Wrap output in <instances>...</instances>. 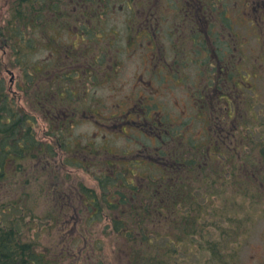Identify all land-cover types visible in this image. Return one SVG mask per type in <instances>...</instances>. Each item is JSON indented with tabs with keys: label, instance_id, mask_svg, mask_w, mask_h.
<instances>
[{
	"label": "rangeland",
	"instance_id": "obj_1",
	"mask_svg": "<svg viewBox=\"0 0 264 264\" xmlns=\"http://www.w3.org/2000/svg\"><path fill=\"white\" fill-rule=\"evenodd\" d=\"M45 1L51 0H0V80L4 81L11 90V92L9 90L11 99L13 97L17 99L19 96L20 103L30 108L29 113L33 112L35 108L32 105L29 106V99L22 91L29 86H25L27 83L23 82L22 71L15 60V51L11 47L8 49L7 46L11 39L13 27L20 26L23 30L24 24L27 22L25 13L22 11L21 15L19 12L20 8L30 13V19H38V23H40L38 32L41 41L42 38H46L47 34L54 33L56 30L61 33L62 46H68L73 41L75 43L77 35L84 34V31H93L96 36L101 34L103 37H105V32L106 37H108L109 31L113 29L119 33V39L115 41L112 49L102 46L104 40H102V45L98 46V44L90 43L91 41L85 39L89 45L84 46L86 49L92 48L94 50L92 53L80 45L76 46L79 58L73 61L72 68L82 69L84 75L83 78L75 80L79 85L89 82L88 87L92 88L91 92L93 95L95 94L94 98L100 100L98 103V101L91 99L88 101L89 106L80 107L82 112L80 118L78 117L76 120V132L81 137L99 136L98 143L100 142V146L112 151L119 158V165L117 164L112 168H106L105 164L100 161L115 158L109 156L95 158L96 161L94 162L89 160L90 168L88 170L70 167L72 177L77 185L82 182L95 189L102 197L100 193L101 183L105 181L102 173L117 169L125 176L134 179L136 186L144 187L145 194L149 198L151 197L149 192L156 188L154 183L159 182L145 180L144 177H162L166 166L161 164L142 166L139 163L140 157H136V154L140 152L137 149L141 148L142 144H150L152 141L142 137L137 131H131L129 134L122 132L120 134L122 136L115 139L111 145L109 134L112 131H117V129L111 127L105 130V128L109 127V122L112 119L103 117L101 120L104 123H102L96 120L97 116H93L95 104L100 106V110L102 109L105 115L126 116V111L133 105V100L137 98L138 94L145 98L143 100L153 96L152 104L158 107V109L156 107L155 115L162 119L158 121V125L160 121L163 122L166 130L170 132L171 142H176L175 139L178 137H181L180 140L186 137L188 141H192V144L197 146L204 145V142L208 140V143L212 141L213 149L217 147L219 153L221 150L224 152V150L229 149L231 157L234 154L231 162H234L235 165L240 156L248 153L247 151L229 148L233 147L234 139L248 140L247 135L250 133L248 130H242V128L238 132L236 131L237 122L235 118L231 120L227 117L226 104L215 96L213 89L207 88L206 82L208 81H206L207 79L204 80V70L206 68L217 70L220 63L216 60L220 56L219 53L222 52L219 47H223L224 50L231 43L234 52L230 56L235 59L232 65L240 68V73L244 76L250 75L246 86L238 90L234 104L235 110L241 113L242 120L246 125L247 123L250 124L249 122L259 125V121L254 117L258 116L259 112H261V116L264 114V12L259 8L264 0H201L204 1V16L207 17V21L204 19V32H199L200 30L191 31V25H194L196 17L191 15L181 3L173 0H104L105 3L102 0H52L55 6L51 7V11L43 9ZM142 2L144 4L150 2L148 10H146L147 13L143 16L139 14V7ZM165 4H170L167 10H165ZM190 6L193 7L192 2ZM262 7L264 8L263 5ZM137 14L139 15L136 16ZM171 20L175 21V24H172ZM150 22H152L151 25L142 26L144 23L149 24ZM226 26L231 29H226ZM148 29L150 37L142 35ZM222 31L224 32L223 35ZM206 32L209 34L206 35L208 45L204 46V33ZM214 32L218 33L213 35ZM151 36L156 37L151 40ZM135 38L137 43H135ZM131 41L134 43L129 46ZM119 47L122 51L119 50ZM206 49L214 52L210 53V56L207 52L206 55ZM183 52L186 54L184 58ZM46 53L47 50H44L41 55ZM39 56L40 54L33 56L32 60L39 58ZM118 65L123 66V69H117V72L109 79L108 71L116 69ZM164 65H168L169 70L161 72L157 78L154 72H149L148 68L150 67L161 68ZM67 69L72 70L70 66ZM229 69L234 68L231 66ZM57 71L62 73V68H58ZM222 72L226 73L227 71ZM163 74L166 75V79L162 76ZM172 74L175 76L174 80H171ZM221 75L224 77L227 74ZM221 75L218 73L217 76L220 77ZM93 77H96L94 83L90 82ZM141 78H144L142 84H140ZM151 79L159 84H149ZM97 84H101L102 87ZM20 86L23 89H20ZM77 93L79 97L80 93ZM204 93L207 98L213 96V104L209 105V126H205L208 109H205V103L203 108V103L200 102L201 100L204 101ZM124 97L127 103L120 107L125 110L123 112L116 109L115 104H120L118 100ZM135 107L136 112L144 113L143 109ZM34 112L38 116L36 126L38 137L45 140L47 137V141L53 143L55 137L48 134L53 123H50L49 118L42 115V111L36 110ZM165 112L167 117H164ZM203 117L204 119H202ZM226 117L228 123L225 121ZM260 120L264 122L262 117ZM216 131L222 134L220 140L226 144L220 142L219 145H216ZM168 132L165 133L169 134ZM209 135L212 136V139L208 137ZM106 140L107 142H105ZM249 140L255 145L256 156L260 157L261 147H264V132L256 133ZM182 146V150L176 151V158L183 160L185 168L190 169L193 154L189 147H192L193 150H197V148L185 143ZM204 146L210 147L208 144ZM142 149L145 147L142 146ZM161 151L166 150L163 148ZM155 152L158 151L155 149L150 151L152 154ZM78 153L81 152L78 151ZM101 153L99 152V154ZM159 156L166 159L164 155ZM169 157L171 160L172 156ZM203 163L204 159L202 158ZM203 166L199 165L194 170L192 177L186 180L192 181L190 182L191 185H186V188L188 190L195 189L198 194L202 193L196 188L204 192ZM130 169L135 170L134 176L130 174ZM218 171L220 173L225 172V176L228 175L225 168L221 167ZM244 171L242 172L245 175ZM137 175L138 177H136ZM254 181V189L245 185H242L240 191L236 188L233 191L227 189V195L236 198L240 207L238 210H232L231 213L227 214L219 229L207 228L211 234L208 242H204V264H217L216 261L219 257H214L215 255H225L226 261L221 264H264V182L260 177H254ZM109 186L107 183V187ZM39 190L36 187L33 191L38 194L37 196L32 193V203L29 205L33 207V210H27L41 217L52 206L48 204L50 209L48 208L47 200L44 199V195L39 196ZM74 191L76 190L74 189ZM41 193H45V191ZM236 194L237 196H235ZM11 197L16 200L19 193H15ZM2 200L4 199H0V206ZM57 204L61 205L62 203L58 201ZM42 206L44 210H42ZM79 208L80 206L74 207V214L77 216L72 215L73 212L66 216L65 226L62 224L54 226V221L48 217L35 221L31 220L30 217L25 220L13 219L11 213L3 214L1 208L0 221L3 220L7 223L8 220L13 219L14 223L15 221L18 222L21 232L28 237L27 239L47 247L49 251H52L54 257L58 254H55L53 248H61L62 252L66 253L62 264H70L69 262L73 264H115L120 254L122 264H126L130 257L129 248L127 249L124 240L119 238L115 231H112L110 225L113 223L110 220L109 211H107L108 217L103 220L89 222L87 219L88 210H79ZM56 211L58 212V210ZM202 218L204 219L202 224L205 227L210 216ZM167 223L170 222H163V226H158L157 229L161 233L169 231L170 225ZM59 230L65 233L63 242L70 243L74 234L83 233V237L77 239L75 245L68 249L67 246L64 247L59 242V235L63 234ZM71 231H75V233L73 234ZM197 237L204 239V236L203 238L199 235ZM222 238L225 245H221ZM225 238L227 239L224 240ZM191 248L192 246L189 245L190 250ZM207 250L212 257L207 254ZM213 257L214 260H212ZM190 259L193 261L195 255L194 258L191 257ZM191 260L189 262H192Z\"/></svg>",
	"mask_w": 264,
	"mask_h": 264
},
{
	"label": "trees",
	"instance_id": "obj_2",
	"mask_svg": "<svg viewBox=\"0 0 264 264\" xmlns=\"http://www.w3.org/2000/svg\"><path fill=\"white\" fill-rule=\"evenodd\" d=\"M102 2L105 3L104 0ZM53 6L55 5L52 0L45 1L43 9L51 11ZM144 6L145 4H141L139 7L140 14L143 12ZM22 11L25 13L27 22L24 24L23 30L20 26L13 27L11 39L7 46L8 49L13 48L15 51V60L22 71L23 82L27 83L25 86H29L26 90H22L29 99V106L32 105L35 108L34 111H42V115L49 118L50 123H53V125H51L48 134L55 138L52 143L49 140L47 141V137L46 140L38 137L36 130L37 114L34 111L29 113L30 108L20 103L19 96L17 99L14 97L11 99L10 89L4 81L0 80V199H4L0 206L1 212L3 214L9 212L12 214L13 219L19 220L30 217L31 220L35 221L48 217V219L54 221V226H58L66 223L64 221L69 213L73 212L72 215L77 216L74 214V207L80 206L81 209L79 208V210L87 209L89 222L103 220L107 216V211H109V217L111 216L110 220L113 223L110 225L112 231H115L119 238L124 240L125 247L129 248L130 257L127 259L126 264H204V242H208L211 234L207 228L219 229L227 214L231 213L232 210H238L240 207V203L236 198L227 195V189L233 191L236 188L240 191L242 185L252 189L255 185L254 177H260L264 182V147H261L260 157H257L255 145L249 140L256 133L264 132V122L260 120L262 117L264 121V114L261 116V112H259V115L254 117L259 121V125L249 121L250 124L247 123L246 125L242 120L241 113L235 110L234 104L236 96H238V90L246 86L250 75L244 76L240 73V68L232 65L235 60L230 56L234 52L232 44L229 43L228 48L224 50L223 47H219L222 51L219 53L220 66L217 70L206 68L204 70V80L207 79L206 81H208L207 88L213 89L215 96L217 95L216 97L226 104L227 117L231 120L235 118L237 122L236 129L242 128V130H248L250 133L247 135L249 136L248 140L243 139V142L234 141L239 145L229 148H237V151L243 150L248 153L240 156L238 163L235 165L234 162H231L234 154L231 157L229 149L224 150V152L221 150V153H219L217 147L213 149V146H211L212 141L211 143H208L209 140L204 142V145L208 144L210 146L206 148L201 144L198 146L192 144V141H188L186 137L181 140V137H178L174 143L180 146V150L183 149L182 145L184 143L197 148V150H193L192 147H189L193 154V159L190 161L192 168L182 167L173 174L165 170L162 177L145 176V180L159 182L154 183L156 188L149 192L150 198L145 194L144 187L136 186L134 179L125 176L121 171L117 169L106 171V173H102L106 182L101 183L102 190L100 193L102 197H100L95 189L86 186L84 183L79 182L77 185L70 169L74 166L75 168L88 170L90 168L88 161H92L94 156H111L106 153L112 152L103 149L96 136L81 137L76 132V120L78 117L80 118L82 112L80 107L86 108L89 106L88 101L91 99L98 101V103L100 100L94 98L95 94L93 95L88 87L89 82L82 85L78 84L75 79L83 78L84 73L82 69H73L72 63L79 58L76 51L77 45L85 48L84 45H89L88 41H91L90 43L94 42L99 46L102 45V40H104L102 46L112 49L115 41L119 39V33L113 29L109 31L110 35L108 34V37H106V32L105 37H103L101 34L96 36L93 31H84V34L77 35L75 43L73 41L68 46H62V36L57 30L54 33L47 34L46 38H42L41 41L38 32L40 29L38 19H30V13L20 8L21 15ZM71 26L75 28L73 24ZM227 28L228 30L231 29L229 26H226ZM83 29L85 30V28ZM215 33L218 32H214V35H216ZM223 33L222 31V35ZM206 35L209 34L204 33V46L208 45ZM132 43L134 41H131L129 46ZM135 43H137L136 38ZM119 49L122 51L120 47ZM202 49H205V47H202ZM44 50H47V53L42 56L41 53ZM86 50L90 53L94 51L92 48ZM207 52L210 56V53L214 51L206 49V55ZM38 54H40L39 58L32 60L33 56ZM182 55L183 58L186 56L184 52ZM239 65L241 64L239 63ZM69 66L72 70L67 69ZM231 66L234 69H229ZM60 67L62 73L57 71ZM168 67V65H164V68L168 69ZM220 69L221 71H227L221 74L227 75L224 77L217 76ZM95 78L93 77L90 81L94 83ZM97 85L102 87L101 84ZM20 89H23V87L20 86ZM77 92L80 93L81 98H79L80 95L77 96ZM140 96L138 94L137 98L133 100L134 103L130 109H134L136 105L145 109L147 126L141 123L137 125L129 124L125 131L124 126H122L123 121L121 119L115 120L118 121V124L115 125L119 129L109 134L111 145L115 139L122 136L120 135L122 132L129 134L131 131H137L142 137L152 141V143L142 144V146L150 151L155 149L160 155H169L172 158L177 156L175 154L177 152L170 147L172 142L168 138V134L165 133L168 132L166 126L163 124L158 125V121H156V119H162L155 115L158 107L152 104L153 96L145 101ZM204 101L201 100L200 102L203 103V108L205 103V109H208V114L206 111L204 113L207 114L205 126H209V105L213 104V96L207 98L204 93ZM118 103L120 104H115L116 109L126 105V98L119 99ZM99 107L98 104H95L93 110V116H97L96 120L99 122L104 123L101 120L103 117L113 120L116 118L115 116H118L116 114L105 115ZM160 113L162 112L160 111ZM167 116L165 112L164 117ZM141 117L144 116L141 115ZM227 117L226 123H228ZM150 123L152 124L151 127H149ZM145 127L152 128L151 130L157 129L161 133L157 131L146 132L143 130ZM209 130L210 128L208 132ZM168 133L170 134V132ZM216 135L217 142H220L222 134L216 131ZM208 137L211 138L212 136L209 135ZM142 146L137 149V151L141 150L143 153L139 163L142 166H148L153 161L150 160V155L146 149H142ZM163 148L166 151H161ZM82 150L84 151L82 152ZM78 151L81 153H78ZM99 152L102 153L99 154ZM114 155L113 153L112 156ZM202 158L204 159L203 164ZM114 159L113 161H103L105 167L112 168L111 163L118 161L116 158ZM199 165H204L202 167L204 169L202 178L205 184L204 192L194 187L202 194H198L195 189L188 190L186 188V185H191L190 182H192L186 180L192 177L194 170ZM221 167L226 169L228 175L225 176V172L220 173L218 171ZM134 171L130 169L132 176L135 175ZM242 171L246 174L244 175ZM107 183L110 185L109 187H107ZM67 185L68 188H66ZM36 187L40 189L39 196L44 195V199L47 200L46 205L51 204L52 206L50 209L49 205L50 210L44 212L43 216L45 217L36 216L27 210H33V207L29 204L32 203V193L38 195L33 192ZM79 190L81 193H79ZM42 191H45V193H41ZM15 193H19V197L13 200L11 196ZM58 201L62 204H57ZM41 208L44 210L43 206ZM104 213L106 214L104 215ZM209 216L210 220L206 221L204 227L202 217ZM13 219L8 220L7 223L3 220L0 221V264H62L64 262L66 253H63L61 248H53L55 254H58L54 257L52 251H49L47 247L27 239L28 237L21 232L18 222L15 221L14 223ZM163 222H170L167 223L170 225V229L165 233H161L157 229ZM59 231L63 232L62 230ZM71 233L74 234L75 231H71ZM198 235L201 238L204 236V239H198ZM82 236L83 233L74 234L70 243L63 242L65 238L63 232L59 235V242L69 249ZM195 238L197 239L194 240ZM221 242V245H223V238ZM189 245L192 246L191 250ZM58 246L60 247V245ZM207 254L212 257L209 250H207ZM194 255L195 259L192 261L190 258H194ZM214 257H219L216 261L217 264L226 261L225 255H215ZM214 257L212 260H214ZM121 258L120 254L115 264H122ZM189 260L192 262H189Z\"/></svg>",
	"mask_w": 264,
	"mask_h": 264
},
{
	"label": "flooded vegetation",
	"instance_id": "obj_3",
	"mask_svg": "<svg viewBox=\"0 0 264 264\" xmlns=\"http://www.w3.org/2000/svg\"><path fill=\"white\" fill-rule=\"evenodd\" d=\"M173 1H177L178 3H181L183 6H184V8L191 14V15H193V16H195L196 18H195V20H194V25H191V31L193 32V31H198V29L200 30L199 32H204V19L207 21V17L206 16H204V1H201V0H173ZM193 3V7L191 8V6H190V3ZM141 4H144L143 2L141 3ZM140 4V5H141ZM150 3H147L146 2V4H145V6L143 7V11L144 12H142L141 13V15L143 16V14H146L147 12H146V10H148L147 8H148V5H149ZM262 5L264 6V2H262L261 3V5H259V8H261L262 9V11L264 12V8L262 7ZM170 6V4H165V10H167V8ZM162 8V7H161ZM140 14V13H139ZM264 14V13H263ZM172 21V20H171ZM152 24V22H150L149 24H143L142 26H149V25H151ZM172 24H175V21H172ZM143 27V28H144ZM143 33H145V34H142V35H145V36H148V37H150V32H149V29H148V31L147 32H143ZM216 34V33H215ZM156 37V36H155ZM155 37H153V36H151V38L152 39H154ZM149 69V72H154V74H155V77L157 78L158 77V75L161 73V72H164L165 70H169V68L168 69H166V68H164V67H161V68H158V67H150V68H148ZM219 73H220V75H221V73H222V71H221V69L219 70ZM165 79H166V75H162ZM222 76V75H221ZM175 79V76H174V74H172V76H171V80H174ZM142 80H144V78H141L140 79V81H141V83H143L142 82ZM159 82H161V83H164L163 81H161L160 79H157ZM207 83V82H206ZM149 84H159V83H157L156 81H154L153 79H151L150 80V83Z\"/></svg>",
	"mask_w": 264,
	"mask_h": 264
}]
</instances>
